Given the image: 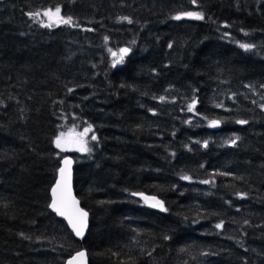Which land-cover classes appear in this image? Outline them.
Returning a JSON list of instances; mask_svg holds the SVG:
<instances>
[{
  "label": "trees",
  "instance_id": "obj_1",
  "mask_svg": "<svg viewBox=\"0 0 264 264\" xmlns=\"http://www.w3.org/2000/svg\"><path fill=\"white\" fill-rule=\"evenodd\" d=\"M57 7L72 24L43 26ZM261 104L264 0L1 2L0 264H264ZM66 156L81 242L48 211Z\"/></svg>",
  "mask_w": 264,
  "mask_h": 264
},
{
  "label": "snow or ice",
  "instance_id": "obj_2",
  "mask_svg": "<svg viewBox=\"0 0 264 264\" xmlns=\"http://www.w3.org/2000/svg\"><path fill=\"white\" fill-rule=\"evenodd\" d=\"M193 3H196V0H193ZM61 13V8L57 7L55 8V11L53 12L52 9H48L43 12V16L47 17L48 20L50 21L48 24H44L43 26L45 27H52L53 23H63L65 25H71L72 24V18L67 17L64 18L63 16L60 15ZM29 15L33 18L39 17L41 15L40 12L36 13H29ZM183 16L197 19V20H202L204 19V16L200 12H187L183 13ZM181 16H176L175 19H181ZM121 20H126L128 23H132L131 19L128 17H122ZM105 40H107V37H105ZM171 47V45H169ZM242 48L248 49L252 47V45L249 44H242ZM111 52V49H109ZM129 52L128 48H122L119 50V54L117 52H111L112 56L115 57L113 60V66L116 64L122 62L124 55H126ZM71 91V89H69ZM161 100L164 99V97L160 98ZM195 107V100L193 101L192 104L188 105V111H193ZM261 109H264V104L260 105ZM240 124H245L247 121L241 120L238 121ZM210 126L215 127L219 124V121L212 120L209 122ZM92 131V126L88 125L83 130V133H80L79 135L83 137L86 135L88 132ZM65 136V133L61 132L59 136L56 137L55 139V144L57 148L63 149V138ZM239 137H236L231 141L232 145H235ZM91 140L95 141L97 140V137L93 134L91 136ZM205 147H207V142L204 144ZM80 151H90L89 148L86 147V142L82 143V146L79 149ZM70 164V161L65 159L64 160V165L65 167H61L59 169L60 173V178L56 181V184L52 187L51 189V194H52V200L49 205V207L60 217H63L67 220L68 225L71 227L72 231L75 233L76 236L80 237L83 235V230L86 227V222H87V216L88 213L83 211V209L79 208L78 201L75 199L74 196H72L71 188H70V172L67 169V165ZM182 179L189 180L190 177L188 176H183L181 177ZM204 183H208V181H204ZM243 197L244 194H239ZM144 199L147 201L149 199L154 200L155 203L152 204V207H159L162 210L163 209V204L161 201L155 200L154 197L149 198V197H144ZM222 223L217 224V228H222ZM86 256V253L84 251H80L76 253L74 256H72L66 264H85L84 257Z\"/></svg>",
  "mask_w": 264,
  "mask_h": 264
},
{
  "label": "water",
  "instance_id": "obj_3",
  "mask_svg": "<svg viewBox=\"0 0 264 264\" xmlns=\"http://www.w3.org/2000/svg\"><path fill=\"white\" fill-rule=\"evenodd\" d=\"M4 1H6V0H0V3H1V2H4ZM217 127H218V126H215V127L210 126V128L213 129V130L217 129ZM72 138H73V136L70 135V136H69V140H72ZM65 159H67V160L70 161V164L67 165V169H68V171L70 172V188H71L72 196L75 197V195H74V191H73V172H72V169H73V162H72V160H71L70 157H65V158L61 159V161H60V163H59V167H58V169H57V173H56V176H55L54 182H53V184H52V186L50 187L49 192H48V196H49L48 211H49V212H50V213H51L56 219H58V220H60L61 222H63V224L65 225V227L67 228V230L69 231V233L71 234V236L74 238V240H76L77 242H81V241L85 238V235H86V233H87V231H88V228H89V215L87 216L86 227H85L84 230H83V235L80 236V237H78V236L75 235V233L72 231L71 227L68 225L67 220H66L65 218H63V217L58 216V215H57V214H56V213H55V212L49 207V205H50V203H51V200H52L51 189H52V187L56 184V181L60 178L59 169H60L61 167H65V165H64V160H65ZM150 198H152V197H150ZM75 199L78 201V199H77L76 197H75ZM155 200H156V199H155ZM78 202H79V201H78ZM146 202H147L151 207H152V204L155 203V201H154V200H151V199L147 200ZM77 206H78L79 208H81L79 203H78ZM81 209H82V208H81ZM83 211H85V210H83ZM85 212H86V211H85ZM80 251H84V250H83V249H80V250H78L76 253H78V252H80ZM84 252H85V251H84ZM76 253H74V254L71 255L69 258H67V259L63 262V264H66V262H67L72 256H74ZM85 253H86V252H85ZM83 259H84V261H85V264H88L87 255H86Z\"/></svg>",
  "mask_w": 264,
  "mask_h": 264
},
{
  "label": "rangeland",
  "instance_id": "obj_4",
  "mask_svg": "<svg viewBox=\"0 0 264 264\" xmlns=\"http://www.w3.org/2000/svg\"><path fill=\"white\" fill-rule=\"evenodd\" d=\"M119 54V52H118ZM115 59V57H111V60H112V64H113V60ZM70 134L67 135V137L69 136ZM74 135V134H72ZM85 142L84 138L81 137V136H75L73 137V139L71 141H69V138L68 140L66 141L65 145H64V148H65V152H71V153H84L85 151H80V147L82 146V143ZM144 204L145 205H149L146 200H144ZM157 209H160L159 207H156Z\"/></svg>",
  "mask_w": 264,
  "mask_h": 264
}]
</instances>
